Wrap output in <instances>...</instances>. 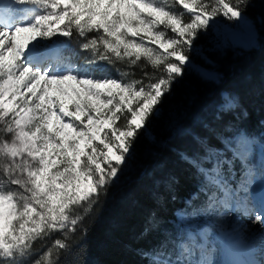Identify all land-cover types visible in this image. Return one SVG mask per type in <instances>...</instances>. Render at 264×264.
<instances>
[{
    "label": "snow or ice",
    "instance_id": "snow-or-ice-1",
    "mask_svg": "<svg viewBox=\"0 0 264 264\" xmlns=\"http://www.w3.org/2000/svg\"><path fill=\"white\" fill-rule=\"evenodd\" d=\"M249 2L172 0L176 11L162 0H0V121L3 131L13 134L11 142L0 143V157L8 160L3 165L7 182L24 190L0 191V264H61V254H72L67 233H74L84 219L73 216L74 209L87 204V213L98 205L101 194L134 158L138 135H147L150 118H156L174 81L184 74L186 49L217 16L249 25ZM73 30L85 39L81 50L91 51L93 58L79 68L70 61L59 68L45 66L46 57L62 51L64 42L53 37L71 38ZM92 32L97 35H86ZM226 42L218 38V44ZM142 59L165 75L144 84L93 71L101 61L126 60L134 66ZM237 106V97L229 94L202 116L200 131L188 133L192 147L180 158L194 170L196 196L208 207L243 208L247 215L255 172L245 168L239 184L231 176L242 158L243 165L249 163L245 154L250 137L225 120ZM121 116L126 120L123 127L118 124ZM260 177L254 223L264 227V163ZM160 179L169 190L178 182L174 175ZM153 231H161L163 238L138 251L146 264H210L190 260L195 253L186 242L161 230L150 212L141 236ZM56 232L62 238L53 239ZM48 239L53 240L51 248L34 250L36 241L43 245Z\"/></svg>",
    "mask_w": 264,
    "mask_h": 264
},
{
    "label": "trees",
    "instance_id": "trees-1",
    "mask_svg": "<svg viewBox=\"0 0 264 264\" xmlns=\"http://www.w3.org/2000/svg\"><path fill=\"white\" fill-rule=\"evenodd\" d=\"M245 15L249 23H254V45L229 44L227 33L221 30L222 23L213 21V27L201 30L186 49L190 65H185L183 76L174 81L156 118H150L147 135L144 131L138 135L133 144L134 158L107 193L101 194L99 204L82 213L84 219L69 242L74 246L72 254H61V264H146L138 251L151 248L163 238L161 231L141 236L150 212L155 213L161 230L178 236L176 212L203 207L199 205L201 197L196 196L194 170L181 160L180 154L192 147L188 133L200 131L201 117L216 108L224 93L238 99V106L225 116L229 125L241 126L247 133L264 132V0H250ZM218 32L226 38L224 47L217 44ZM65 42L63 56L68 53V60L78 64L88 59L90 51L80 47L85 39L75 30ZM104 68L115 78L126 76L144 84L165 75L162 68L154 69L143 59L134 66L117 63ZM125 123L121 116L119 126ZM168 175L178 181L171 190L160 179ZM52 242L48 239L41 248ZM53 258L56 261L57 255Z\"/></svg>",
    "mask_w": 264,
    "mask_h": 264
},
{
    "label": "rangeland",
    "instance_id": "rangeland-1",
    "mask_svg": "<svg viewBox=\"0 0 264 264\" xmlns=\"http://www.w3.org/2000/svg\"><path fill=\"white\" fill-rule=\"evenodd\" d=\"M8 0H5V4H7ZM162 2L166 3L169 8L173 10L179 11L175 5H173L172 0H162ZM19 7V6H18ZM28 9H32V5L26 6ZM27 15V13H25ZM184 19L187 20L188 16L185 15ZM222 19V20H221ZM221 20V21H220ZM216 22L222 23V32L227 33L229 44H240L241 46H249L254 45L256 42V33L254 28H250L251 23L249 25H245L243 22L237 24L233 20H228L222 15L217 16L215 18ZM213 27V23L209 25V28ZM164 30V29H161ZM167 35L171 36L170 31L166 32ZM96 32H92L89 37L96 36ZM217 37L223 39V36L220 33H217ZM59 39H55V41L64 42L60 45V48L66 49L67 44L65 42L66 38L63 36H56ZM62 38H65L63 40ZM218 40V39H217ZM218 44V43H217ZM224 44L221 47H224ZM103 51V49H100ZM66 56H62V51L58 53V57L53 60L48 59L47 57L43 60L45 66H48L50 63L56 66L57 68L64 66L66 62L70 61L71 66L73 68H79L80 66H85L86 60L75 64L73 60H68L66 57H70L68 53ZM93 54L90 51L88 59H92ZM146 61V60H145ZM129 64L125 61H115L109 64L107 61H101L98 65L93 66V71L96 76H101L104 73L109 74L112 78H115L112 74H110L104 67L112 66L114 64ZM130 65V64H129ZM189 66L190 64H186ZM103 67L104 70L102 72H96L97 69ZM205 76H210V74L200 71ZM120 79V78H117ZM121 80L126 83H131L132 81L126 77L122 76ZM227 94H223L224 98ZM263 111L264 109L261 108ZM264 123V117H263ZM237 128L241 129V126L234 125ZM5 124L0 121V143L4 141L11 142L12 135L11 133H6L3 131ZM250 137V143L248 145L249 151L245 154L249 160L247 165H243V158L235 164L234 171L232 172L231 179L234 184H239L243 178V175H246L244 172L245 168H251L255 172L254 178L250 179L249 184V205L248 208L250 211L247 215L244 214L245 209L241 208L240 210H232L228 208H224L221 206L216 207H208L204 202L203 198L199 201V205H203V207L199 210L192 209L189 212L186 211H177L176 212V225L178 228V239L184 240L186 245L195 253V255L190 256L189 259L193 262L197 260H207L210 264H236L234 258L230 257L227 254V248L225 247L223 240L221 239V232L226 231L227 229H235L239 227L241 223H245L247 225L246 228L241 232L242 227H239L236 231L241 232L242 245L246 243V246L250 247L252 250L250 255L247 256L246 253H240L237 257L239 261L246 260L249 264H261V261H264V227L260 224L254 223L257 215L259 214V197L257 196L259 191L256 188V182L261 181L260 171L261 164L264 163V132L262 133H248ZM8 160L4 157H0V191H13L16 193H22L24 190L19 188L16 185L9 184L4 177L3 174V165L7 163ZM243 165V166H242ZM253 205H255L253 207ZM88 208L87 204L79 206L74 209L72 215H82L85 209ZM227 221L230 226L227 228L224 222ZM75 233V232H74ZM74 233H67L68 240L67 242H71L74 238ZM60 236L62 238V234L59 232L53 233L52 237ZM58 236V237H59ZM48 241V240H47ZM244 242V243H243ZM197 243L200 244V247H197ZM52 244L44 246L41 248V241H36L34 245V250H39L40 253L47 251L48 248H51ZM244 247V246H243ZM56 254V249L53 248L52 260H54V255ZM248 258V260L246 259Z\"/></svg>",
    "mask_w": 264,
    "mask_h": 264
},
{
    "label": "bare ground",
    "instance_id": "bare-ground-1",
    "mask_svg": "<svg viewBox=\"0 0 264 264\" xmlns=\"http://www.w3.org/2000/svg\"><path fill=\"white\" fill-rule=\"evenodd\" d=\"M58 54L52 56L51 58H57ZM256 188H258V197L260 196V192L262 190V184L261 181H257L256 182ZM225 226H227V228L230 226V224L225 221L224 222ZM239 227H242V229L240 230L241 232L244 230V228L247 227V225L245 223H241ZM236 227L235 229H227L226 231L221 232L220 235L221 239L223 240V243L225 245V247L227 248V254L234 258L235 262H239V259L237 258L240 253H246L247 256L250 255L251 253V249L250 247L246 246V243H244L243 245L241 244L242 239H241V232H237L236 230L239 228ZM244 246V247H243ZM248 260V258H246ZM246 261V260H243Z\"/></svg>",
    "mask_w": 264,
    "mask_h": 264
}]
</instances>
